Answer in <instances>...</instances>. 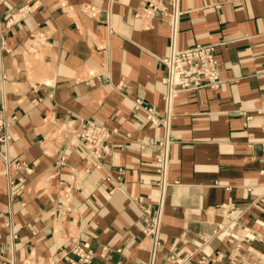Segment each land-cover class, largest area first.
<instances>
[{"label": "crops", "instance_id": "obj_1", "mask_svg": "<svg viewBox=\"0 0 264 264\" xmlns=\"http://www.w3.org/2000/svg\"><path fill=\"white\" fill-rule=\"evenodd\" d=\"M147 6L0 0V264H70L75 241L92 264H264V0ZM208 43L220 87L168 101L164 59ZM87 119L114 132L99 167Z\"/></svg>", "mask_w": 264, "mask_h": 264}, {"label": "built area", "instance_id": "obj_2", "mask_svg": "<svg viewBox=\"0 0 264 264\" xmlns=\"http://www.w3.org/2000/svg\"><path fill=\"white\" fill-rule=\"evenodd\" d=\"M148 16L170 18L173 21L181 13V0H148L145 9ZM218 44H197L186 49H173L164 59L167 75L164 79L168 85L166 99L173 101L179 93L203 88L218 89L223 82L222 64L217 59ZM5 123L0 120V129ZM113 131L103 124L87 119L75 129L74 136L79 145L83 146L94 158V164L111 154L116 145L113 143ZM123 174V172H121ZM146 233H152L157 225L149 209L145 210ZM71 252L77 258L65 259L70 264H92L95 253L89 243L75 241Z\"/></svg>", "mask_w": 264, "mask_h": 264}]
</instances>
